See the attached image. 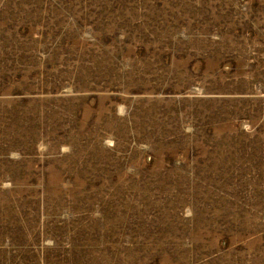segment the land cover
Instances as JSON below:
<instances>
[{
  "label": "rangeland",
  "instance_id": "1",
  "mask_svg": "<svg viewBox=\"0 0 264 264\" xmlns=\"http://www.w3.org/2000/svg\"><path fill=\"white\" fill-rule=\"evenodd\" d=\"M0 264H264V0H0Z\"/></svg>",
  "mask_w": 264,
  "mask_h": 264
}]
</instances>
